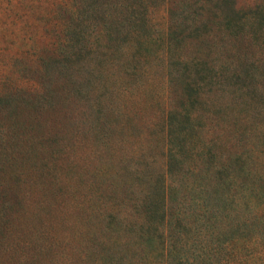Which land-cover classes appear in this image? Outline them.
Returning a JSON list of instances; mask_svg holds the SVG:
<instances>
[{
    "label": "rangeland",
    "instance_id": "obj_1",
    "mask_svg": "<svg viewBox=\"0 0 264 264\" xmlns=\"http://www.w3.org/2000/svg\"><path fill=\"white\" fill-rule=\"evenodd\" d=\"M188 1L0 0V88L16 98L0 108V131L20 123L2 172L13 192L0 264H100L120 247L136 260L153 246L161 255L163 223L128 248L125 216L143 220L149 196L155 217L166 199L168 7L176 70L200 11Z\"/></svg>",
    "mask_w": 264,
    "mask_h": 264
},
{
    "label": "trees",
    "instance_id": "obj_2",
    "mask_svg": "<svg viewBox=\"0 0 264 264\" xmlns=\"http://www.w3.org/2000/svg\"><path fill=\"white\" fill-rule=\"evenodd\" d=\"M195 1H188L200 9L189 27L192 51L176 59V70L170 61L177 16L168 7L162 79L166 199L155 217L149 196L143 220L125 216L128 248L134 237L149 240L156 220L163 223L161 255H153V246L136 260L118 246L100 264H264V2ZM12 89L0 88V108L13 107ZM171 92H179L174 101ZM16 122L0 131V241L12 207L13 185L2 172L17 153ZM6 146H13L11 152Z\"/></svg>",
    "mask_w": 264,
    "mask_h": 264
}]
</instances>
